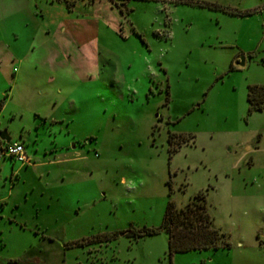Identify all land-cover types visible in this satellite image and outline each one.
<instances>
[{
  "label": "rangeland",
  "instance_id": "obj_1",
  "mask_svg": "<svg viewBox=\"0 0 264 264\" xmlns=\"http://www.w3.org/2000/svg\"><path fill=\"white\" fill-rule=\"evenodd\" d=\"M254 85L264 0H0V131L33 157L0 159V264H264ZM200 192L229 249L124 235Z\"/></svg>",
  "mask_w": 264,
  "mask_h": 264
},
{
  "label": "trees",
  "instance_id": "obj_2",
  "mask_svg": "<svg viewBox=\"0 0 264 264\" xmlns=\"http://www.w3.org/2000/svg\"><path fill=\"white\" fill-rule=\"evenodd\" d=\"M127 1V0H125ZM211 9L229 11L215 4L201 3ZM240 15L239 13H236ZM230 70H233L230 67ZM248 112L259 111L264 104V87L249 86L246 95ZM1 108V103H0ZM163 231L167 235V253L173 254L189 251L229 249L230 242L223 232L212 228V220L207 212L203 193H197L182 208H176L168 202L158 228H129L124 235L132 238L153 236Z\"/></svg>",
  "mask_w": 264,
  "mask_h": 264
},
{
  "label": "built area",
  "instance_id": "obj_3",
  "mask_svg": "<svg viewBox=\"0 0 264 264\" xmlns=\"http://www.w3.org/2000/svg\"><path fill=\"white\" fill-rule=\"evenodd\" d=\"M0 159H9L21 165L28 164L29 158L26 156L22 143L12 142L5 143L0 141Z\"/></svg>",
  "mask_w": 264,
  "mask_h": 264
},
{
  "label": "crops",
  "instance_id": "obj_4",
  "mask_svg": "<svg viewBox=\"0 0 264 264\" xmlns=\"http://www.w3.org/2000/svg\"><path fill=\"white\" fill-rule=\"evenodd\" d=\"M57 29H61L63 32H65V28L62 27L61 25H58L56 27ZM72 35V34H71ZM73 38V36L71 37V39ZM75 39L73 38L72 41H74ZM77 43V42H76ZM97 42H96V39L93 38V39H83L80 43H78V50L81 52V54L83 55V57H85L86 59H88L89 61L91 62H94L96 60V51H97ZM22 61L19 60V65L21 66L22 65ZM38 95L41 94L40 93H37ZM3 108V107H2ZM38 114V113H37ZM39 116V115H38ZM21 136L20 134L18 135V139L15 141V142H19V143H22V140H23V136H21V138L19 137ZM12 141V140H11ZM14 142V141H12ZM24 147V145H23ZM24 151H25V154L26 156L29 158L30 162L33 160V157H31L28 152L26 151V149L24 148Z\"/></svg>",
  "mask_w": 264,
  "mask_h": 264
},
{
  "label": "water",
  "instance_id": "obj_5",
  "mask_svg": "<svg viewBox=\"0 0 264 264\" xmlns=\"http://www.w3.org/2000/svg\"><path fill=\"white\" fill-rule=\"evenodd\" d=\"M244 61H245V58L243 55L238 56L234 62L235 67H238V68L243 67ZM0 141H3L5 143H9L11 141V138L7 134L6 130L4 129L0 131Z\"/></svg>",
  "mask_w": 264,
  "mask_h": 264
}]
</instances>
